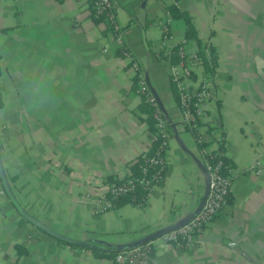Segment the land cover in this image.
<instances>
[{"label": "crops", "instance_id": "obj_1", "mask_svg": "<svg viewBox=\"0 0 264 264\" xmlns=\"http://www.w3.org/2000/svg\"><path fill=\"white\" fill-rule=\"evenodd\" d=\"M113 1L124 43L169 123L163 180L140 203L97 211L109 177L128 175L152 140L129 60L87 0H0V264H121L91 248L130 247L197 211L208 161L181 122L168 60L157 54L162 23L176 42L184 38L172 2L188 9L216 53L213 69L203 62L197 73L210 77L205 121L224 137L234 175L227 203L194 241H156L150 264H264V0ZM1 176L26 211L75 241L26 219Z\"/></svg>", "mask_w": 264, "mask_h": 264}, {"label": "built area", "instance_id": "obj_2", "mask_svg": "<svg viewBox=\"0 0 264 264\" xmlns=\"http://www.w3.org/2000/svg\"><path fill=\"white\" fill-rule=\"evenodd\" d=\"M87 1L93 16L100 17L101 21L109 26L112 41L120 47L121 55L128 58L129 68L133 71L132 81L136 86L135 89L141 99L146 101L151 108L155 126L152 140H157L155 152L147 156L141 166L143 173L131 174L118 182L109 181L106 188L96 195L97 211H104L112 207L113 199L133 193L137 186H141L148 193L154 186L162 182L167 163L166 149L169 139V123L162 114L158 99L149 86L142 67L124 43L122 29L116 20L114 1ZM161 26L160 42L164 49L165 58L168 60L169 77L176 86L181 109V122L194 134L196 140L202 143L208 161L209 178L202 206L187 221L149 240L119 249L115 253L116 261L127 264H150L155 247L158 245L156 241L177 247H184L192 243L197 233L227 203L234 175L232 164H224L222 158L212 156L213 151L219 149V139L215 126L205 121L212 93L210 77L197 73V70L203 67V58L197 48L191 49L185 44H180L177 50V59L172 60L170 57L171 48L176 40L170 33L167 22L162 23ZM207 137L210 139L206 140ZM212 143L217 145L211 146ZM148 165L155 166V169L146 175ZM251 168L259 172V162L257 161ZM86 196L90 197V193H86Z\"/></svg>", "mask_w": 264, "mask_h": 264}, {"label": "trees", "instance_id": "obj_3", "mask_svg": "<svg viewBox=\"0 0 264 264\" xmlns=\"http://www.w3.org/2000/svg\"><path fill=\"white\" fill-rule=\"evenodd\" d=\"M167 9L170 12V15L172 17H174V18L175 17L176 18L182 17L184 20V23H185L184 38L180 41H177L173 45V47L171 48L170 57L172 58V60L177 59V50H178V47L180 46V44L187 45L190 41H195L199 45L198 52L202 56L203 62L205 64L206 68L209 70H212L215 63H216V53L211 46L205 45L200 41V38L197 34V30H196V27L194 24V21L192 19V15L188 11V9L181 8L174 2L167 4ZM91 14L93 16L92 12H91ZM93 17L95 20H98V21L101 20V18L98 16H93ZM106 27H107V29L110 30L109 26L106 25ZM115 51L117 53L121 54V49L119 46L116 47ZM157 54H158V56L162 55L165 57L163 47H161L159 49V52ZM173 86H174L175 96H176V99L178 101L176 86L174 83H173ZM134 87H136L135 84H134ZM141 103H142V108H143L144 114H145L144 118L148 122L149 128L151 129V131L153 133L155 131V126H154V119H153L152 114H151V108H150L149 104L142 99H141ZM218 139H219V149L217 151H213L214 154H212V156L216 157V158L217 157L222 158L224 164H227V163L231 164V160L225 155L224 137L222 136ZM156 146H157V140H152L149 148L144 153L138 155L136 157V159L130 164L131 168H130V172L128 175H126L122 179H116V178H113L112 176L109 177V179L113 182H118V181H121L124 178L128 177L131 174L139 175V174L143 173L141 166H142L145 158L147 156L152 155L155 152ZM222 152H224V153L222 154ZM154 169H155V166L148 165L147 171L145 172L146 175L149 174ZM147 194L148 193L145 189H143L141 186H137L134 189L133 193H128L126 195H123V196H120V197L113 199L112 207L116 203H120V202H123L126 200H133L134 202L140 203L142 200H144V198L146 197ZM91 250L94 253V255H96V256H115V253L118 251V250H113L110 248L109 249H101V248H97V247H92ZM121 264H127V263H121Z\"/></svg>", "mask_w": 264, "mask_h": 264}, {"label": "water", "instance_id": "obj_4", "mask_svg": "<svg viewBox=\"0 0 264 264\" xmlns=\"http://www.w3.org/2000/svg\"><path fill=\"white\" fill-rule=\"evenodd\" d=\"M262 78L264 79V75L262 76ZM1 178H2V183H3V186H4V188H5L6 192H7V194L10 196L11 200L13 201V203H14V205L17 207V209L20 211V213L26 217V219L30 220V221H31L33 224H35L36 226H38V227H40V228H42V229H44V230H47L49 233H51V234L54 235V236H57V237H60V238H64V239H66V240H68V241H75L74 239H71V238H69V237H66V236H64V235H62V234H60V233H58V232H56V231H53L52 229L48 228V227L45 225V223H44L43 221H41L40 219H38L37 217L33 216V215L30 214L28 211H26V210L20 205V203L16 200V198H15L14 194L12 193V191H11V189H10V187H9V185H8V183H7V181H6V179H5V177H4V176H1ZM204 198H205V197H203L202 201L200 202V204H199V206H198V209L202 206V204H203V202H204ZM198 209H197V210H198ZM175 227H177V226H175ZM172 228H174V227H171V228H168V229H164V230H162V231H159V232H157V233H154V234L148 236V237H147V240H149V239H151V238H153V237H155V236H157V235H159V234H161V233H163V232H165V231H168V230H170V229H172Z\"/></svg>", "mask_w": 264, "mask_h": 264}]
</instances>
